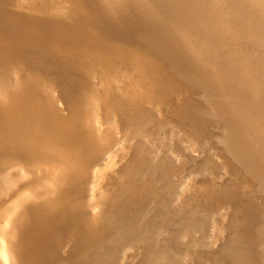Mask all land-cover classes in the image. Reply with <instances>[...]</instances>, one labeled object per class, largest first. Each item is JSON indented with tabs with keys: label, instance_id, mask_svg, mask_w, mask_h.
<instances>
[{
	"label": "rangeland",
	"instance_id": "1",
	"mask_svg": "<svg viewBox=\"0 0 264 264\" xmlns=\"http://www.w3.org/2000/svg\"><path fill=\"white\" fill-rule=\"evenodd\" d=\"M81 1L86 13L45 17L39 21L43 34L48 36L47 43L24 24L0 31V83L4 86L0 94V123L8 127L4 110L7 105H13L16 110L28 113L31 120L45 124L51 119L50 113L55 111L58 117L77 123L89 132L92 127L88 125L85 110L89 93L94 88L100 110L104 111L99 133L94 136L89 133L95 141H80V137L72 136L61 150L65 155L83 154L88 161L87 176H91L92 167L100 159L96 143H104L108 132L119 138L125 133L124 140L115 141L111 146L121 149L120 153L127 149L134 155L140 151L142 139L145 141L137 135L138 130L153 133L159 121H168L172 125L160 132L173 131L179 140L175 142L178 148L185 150L183 153L179 149L185 165L191 167L199 161L197 166L202 168L199 169L202 180L221 179L222 185L214 188L213 193L237 186L243 177L254 180V176L245 173L251 164L245 165L234 150L231 123L228 124L227 119L240 125L241 142L247 141L252 147L250 156H261L264 141L241 111L252 119L255 115L253 121L264 124V9L256 6L253 0ZM0 3L23 17L32 13V9L17 0H0ZM151 59L169 67L166 75L174 86L168 99L158 95L153 86L158 72L149 62ZM201 73L209 80L208 85L201 83ZM106 75L117 79L109 80V90L101 92L96 83ZM212 91L227 101L223 109L215 104ZM111 99L117 100V109L108 103ZM201 104L196 113L206 122L200 127L202 133L195 136L198 142L192 137L188 124L183 128L174 126V116L177 109L197 108ZM145 112L149 115L145 116ZM223 113L227 114V119L222 118ZM122 114L132 117L130 128L124 132L119 126ZM185 142L192 147H187ZM59 144L60 141L52 137L47 148H56ZM127 155L122 159L127 160ZM230 157L239 170H232L236 165L230 163ZM79 170L82 169H75ZM39 172L44 176L57 171H48L45 167ZM127 182L121 179L113 185V189L121 190L115 198L114 211L117 204L125 201ZM243 185L241 182L238 185L239 192H244ZM12 198L7 197L9 201ZM235 207H229L226 215L227 218L234 215L233 223L243 219V215L233 214ZM109 210L106 204L100 208L98 216L110 217ZM136 216L133 214L129 218L126 230L128 227L138 230ZM99 231V227H93L97 235ZM72 234L63 235L58 249L63 262L70 256L71 248L78 251L86 246ZM172 244L177 242L172 241ZM128 245L115 258V264H138V240ZM214 245L197 247L190 261L198 259L201 251L206 252ZM213 259V264L221 261L220 257Z\"/></svg>",
	"mask_w": 264,
	"mask_h": 264
},
{
	"label": "bare ground",
	"instance_id": "2",
	"mask_svg": "<svg viewBox=\"0 0 264 264\" xmlns=\"http://www.w3.org/2000/svg\"><path fill=\"white\" fill-rule=\"evenodd\" d=\"M253 1L264 9V0ZM17 2L32 9V13L23 17L0 3V31L24 24L33 29V34L43 43L49 41L38 24L43 18L86 13L81 0ZM149 62L158 72L153 84L156 93L168 99L174 86L166 75L169 67L154 59ZM113 78L116 77L108 75L100 79L96 88L106 92ZM207 82L209 80L202 74L201 83L208 85ZM3 89L0 83V94ZM89 94L85 110L88 125L92 127L89 132L77 123L58 117L55 111L50 113L51 119L45 124L31 120L28 113L16 110L13 105L5 108L8 127L0 123V264H115L122 249H127L128 243L136 240L139 243L138 264H213V257H220L219 264H264V153L258 157L250 156L252 147L247 141L241 142L237 122L228 120L227 114L223 113L222 118L231 123L234 150L245 165L251 164L245 173L254 176V180L243 177L240 181L244 183L245 193L238 191L240 182L213 193V189L222 183L221 179L202 180L199 170L202 168L197 166L199 161L191 167L185 165L180 152L185 150L178 148L175 142L179 140L173 131L160 132L172 125L168 121H159L153 133L138 130L137 135L145 141L142 139L139 143L140 151H132L134 155L127 149L120 153L121 149L111 146L115 141L124 140L125 133L119 138L108 132L103 136L104 143L95 142L99 145L100 159L92 167L91 176H87L88 161L83 154L65 155L61 150L72 136L80 137V141H95L91 135L99 133L104 111L100 110L96 90L93 88ZM210 94L215 95V104L223 109L227 101L214 91ZM108 103L114 109L119 107L115 99ZM201 107L202 104L197 108H180L174 116V126L183 128L188 124L191 129L188 132L198 142L196 137L202 133L201 128L206 122L196 113ZM241 114L250 120L248 123L264 141V124L254 122L255 115L252 119L246 112L241 111ZM148 115L145 112V116ZM131 118L130 114L120 116L119 126L123 132L130 128ZM52 137L60 144L49 149L47 143ZM185 144L192 147L189 142ZM126 155L127 160L122 159ZM230 158V163L236 165ZM40 167L57 172L42 176ZM76 168L82 170L75 171ZM239 169L238 165L232 168L233 171ZM117 179L129 181L124 188L128 193L114 211L115 198L121 194V190L113 189L119 182ZM159 179L162 182L159 183ZM161 195L165 198H159ZM10 196H13L11 201L7 199ZM106 204L110 207L107 214L111 215L100 218V208ZM233 206H236L232 209L233 214L243 215V219L235 223L234 215L226 217L228 208ZM133 214L139 222L137 231L125 229ZM93 227L100 228L98 235L93 232ZM71 232L86 246L78 251L71 248L70 256L63 262L58 249L63 235ZM213 243L216 246L200 252L201 258L190 261L197 247Z\"/></svg>",
	"mask_w": 264,
	"mask_h": 264
}]
</instances>
